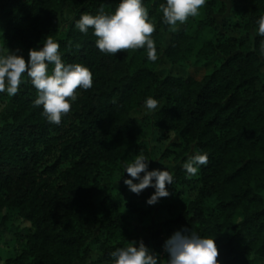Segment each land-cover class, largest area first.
<instances>
[{
	"label": "trees",
	"instance_id": "obj_1",
	"mask_svg": "<svg viewBox=\"0 0 264 264\" xmlns=\"http://www.w3.org/2000/svg\"><path fill=\"white\" fill-rule=\"evenodd\" d=\"M119 2L0 0V51L27 63L50 37L62 62L93 78L59 124L34 104L26 75L15 95L0 93V264H112V251L141 240L166 259L182 228L215 238L219 264H264V0H205L175 25L164 22L166 0H143L156 61L145 48L101 52L91 27H75ZM192 51L201 80L160 73L164 60L185 69ZM148 97L157 108L137 115ZM196 152L208 162L190 176L182 165ZM137 155L174 177L155 205L152 187L143 201L124 184L123 163Z\"/></svg>",
	"mask_w": 264,
	"mask_h": 264
},
{
	"label": "clouds",
	"instance_id": "obj_2",
	"mask_svg": "<svg viewBox=\"0 0 264 264\" xmlns=\"http://www.w3.org/2000/svg\"><path fill=\"white\" fill-rule=\"evenodd\" d=\"M205 0H166L161 4L164 22L175 25L184 22L189 16H195ZM258 35L264 37V16L257 20ZM82 33L93 29L97 37L96 47L104 53L115 54L123 49L145 48L150 61L157 60V50L152 33L155 26L149 19V13L143 0H120L112 14L101 9L96 15L83 14L75 22ZM59 43L48 37L42 46L29 50L26 63L19 50L0 51V93L15 95L21 84L22 75L31 79L37 90L36 106H42V115L49 123L59 124L63 114L70 111L71 104L77 99L76 90L92 87V72L81 64H65L58 53ZM260 54L264 55V41L260 44ZM49 65H52L49 71ZM158 101L152 97L145 99L143 108L153 111ZM144 155H137L131 162L123 163L124 173L131 179L124 184L135 194L152 187L154 193L147 199L148 205H155L160 198L170 195L167 185H172L173 175L165 170H149ZM208 162L207 153L196 152L182 167L190 176L196 175L202 165ZM143 173V175H141ZM138 181V182H134ZM166 259L152 251L141 241H131L117 247L110 253L112 264H219L215 238L204 237L189 228L176 231L163 245Z\"/></svg>",
	"mask_w": 264,
	"mask_h": 264
},
{
	"label": "rangeland",
	"instance_id": "obj_3",
	"mask_svg": "<svg viewBox=\"0 0 264 264\" xmlns=\"http://www.w3.org/2000/svg\"><path fill=\"white\" fill-rule=\"evenodd\" d=\"M235 1L245 2L246 0H235ZM231 35L238 36L239 32L238 31L232 32ZM183 65L185 69L179 68L177 66L173 67L166 60H164L163 63L159 66V71L162 75H166L169 72H171L173 75H176V76L179 75L183 77H191L196 80H201L206 75L207 69L203 68L200 63L199 64L197 63L196 59L194 58V51H192L191 55H189V59H187ZM151 112L152 111H148L143 108L142 111L139 112L137 115L143 116L144 114H148ZM137 200L144 201L145 200L144 194L141 193L140 195H138ZM152 223H153V226H156L155 221Z\"/></svg>",
	"mask_w": 264,
	"mask_h": 264
}]
</instances>
